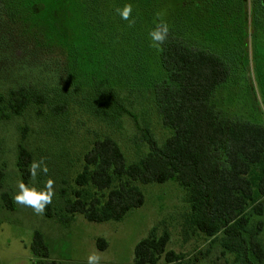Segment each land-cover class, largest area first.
<instances>
[{"label": "trees", "instance_id": "trees-1", "mask_svg": "<svg viewBox=\"0 0 264 264\" xmlns=\"http://www.w3.org/2000/svg\"><path fill=\"white\" fill-rule=\"evenodd\" d=\"M250 2L107 0V12L100 15L101 18H94L92 23L95 22L100 43L105 44L106 38H118L114 53L121 55L119 64L113 62L99 79L80 69L79 65L86 64V58L70 61L65 56L60 57L59 50L43 48L44 55L56 53L54 57L64 66L62 75L61 66L52 65L61 75L60 79L56 73L54 77L64 83L53 88L49 97L46 92L24 85L0 95L1 108L11 116H19L32 106L37 115H43V107L51 117L62 113L72 115L77 107L81 114L79 122L85 116L96 125L97 120L110 125L120 114L123 119L135 116L128 108L136 102L131 96L138 93V89H142L143 95H154L156 115L161 125L171 132L170 136L160 145L152 132L143 127L140 133L142 154L135 161L127 162L111 135L117 132V127L115 131L97 128L98 137L82 155L81 172L74 180L77 189L72 193L73 199L66 202V214L71 218L80 214L90 223L118 222L143 205L144 197L138 184L175 180L186 191L189 222L195 230L207 239L219 236L222 252L233 254L239 264L264 262V251L257 237L262 225L257 223L255 229L249 228L250 217L264 212L261 203L264 198V125L254 115V109L243 117L229 108L219 107L216 98L219 89L228 85L239 87L243 95L247 92V88L242 87V76L248 66L240 30L247 28ZM125 4L132 5L128 20L121 19L115 12ZM108 7H111L109 11ZM3 9L0 0V19H6ZM232 15L242 23L237 29L233 28L235 41L228 49L220 37H211V31L217 30L219 21L223 23ZM161 21L169 26L168 37L163 44L153 46L148 32ZM242 24L243 28H239ZM65 41L69 48L71 37L67 36ZM74 92L80 95V107L68 101L58 104L54 99V96L67 99ZM231 93H236L235 88ZM89 97L93 99L92 105L85 101ZM119 110L122 111L116 118L115 112ZM30 163V154L19 146L16 164L24 183L29 180ZM2 179L0 170V188ZM3 199L12 210L10 198L3 194ZM43 213L51 217L47 207ZM168 241L166 232L158 236L152 230L136 244L133 264H158L161 259L166 263L179 261L177 254L166 250ZM97 247L103 250L106 244L98 239ZM31 252L39 259L48 257L47 247L38 232L33 236Z\"/></svg>", "mask_w": 264, "mask_h": 264}, {"label": "rangeland", "instance_id": "rangeland-1", "mask_svg": "<svg viewBox=\"0 0 264 264\" xmlns=\"http://www.w3.org/2000/svg\"><path fill=\"white\" fill-rule=\"evenodd\" d=\"M48 1L2 0L6 19H0V95L24 85L34 91L46 92L49 97L53 88L64 83L59 80L60 72L52 66L60 65L58 58L54 57L56 53L44 55L43 48L59 50L60 55L57 54L70 61L86 58L85 67L79 65L80 69L99 79L104 77L107 67L113 62L119 64L121 61V55L114 53L118 38H106L103 40L105 44L100 43L96 38L95 22L92 23L94 18H101L100 15L107 12V0ZM249 1L247 28L240 30L245 40L248 66L242 76V87L247 88V92L243 95L239 87L228 85L219 89L216 98L219 107L229 108L243 117L254 109V115L264 125V0ZM221 22L217 23L220 28L211 31V37H220L223 46L232 48L235 41L233 28L237 29L242 21L232 15ZM239 28H243V24ZM101 29L99 26L98 31ZM81 35L85 37H79ZM67 36L71 37L69 48L65 41ZM96 64L98 67H94ZM60 66L63 75L65 69ZM55 73L59 79L54 77ZM233 88L236 90L234 94L231 93ZM138 90L131 96V100L136 102L128 108L135 116L130 118L128 115L123 119L120 114L118 118L116 114L122 111L119 110L115 112L118 120L110 125L97 120L98 126L86 120L85 116L79 122L81 114L77 107L72 109V115L62 113L51 117L45 107L43 115H37L36 108L32 106L19 116H11L0 106V170L3 173L0 264H87V256L93 251L101 255L100 264H133L136 244L147 238L152 230L158 236L166 232L169 236L166 250L181 258L173 263L161 259L158 264H239L234 261L233 254L222 252L219 236L207 239L192 227L186 191L175 180L138 184L144 197L143 205L131 210L118 222L90 223L80 214L72 218L66 214V202L73 199L72 193L77 189L74 180L81 172L82 155L90 142L98 137L97 128L115 131L117 127V132L111 135L127 162L135 161L142 154L144 148L140 133L143 127L152 132L160 145L170 136L171 132L161 125L156 115L154 95H143L142 89ZM79 96L74 92L67 99L60 96H54V99L58 104L69 102L79 106L82 104ZM85 101L90 105L93 103L91 97ZM19 146L30 154L31 163L44 160L47 171L37 170L35 176L30 173L25 184L44 188L49 180L52 181L54 195L46 206L51 213L50 218L12 199L17 183L22 181L16 164ZM3 194L10 198L12 210L7 208ZM261 203L264 205V198ZM257 223L262 225L257 237L264 251V212L261 216L250 217L249 228L255 229ZM36 232L42 235L48 250L45 260L34 257L31 252ZM98 239L105 242V249L97 247Z\"/></svg>", "mask_w": 264, "mask_h": 264}, {"label": "clouds", "instance_id": "clouds-1", "mask_svg": "<svg viewBox=\"0 0 264 264\" xmlns=\"http://www.w3.org/2000/svg\"><path fill=\"white\" fill-rule=\"evenodd\" d=\"M115 12L123 20H128L132 12V5L125 4L123 8H116ZM133 21H129L131 24ZM169 33V26L164 21L155 24V26L148 32L150 43L153 46L163 44ZM37 170L47 171L44 160H34L30 165V173L35 176ZM17 190L14 192L12 199L15 203L30 207L35 213L40 214L45 207L51 203L54 195L52 190V181L49 180L44 188H37L36 186L26 185L23 181H19L16 185ZM101 255L93 251L87 256V264H100Z\"/></svg>", "mask_w": 264, "mask_h": 264}]
</instances>
